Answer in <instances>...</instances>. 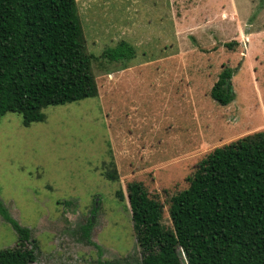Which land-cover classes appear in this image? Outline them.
<instances>
[{
    "label": "rangeland",
    "instance_id": "rangeland-1",
    "mask_svg": "<svg viewBox=\"0 0 264 264\" xmlns=\"http://www.w3.org/2000/svg\"><path fill=\"white\" fill-rule=\"evenodd\" d=\"M76 1L99 95L47 105L27 126L0 117V200L36 240L34 264L138 262L128 183L157 195L170 225L168 196L198 161L264 129V0ZM120 40L133 58L102 56ZM226 65L235 97L223 106L210 92ZM18 237L0 214V249Z\"/></svg>",
    "mask_w": 264,
    "mask_h": 264
},
{
    "label": "trees",
    "instance_id": "trees-1",
    "mask_svg": "<svg viewBox=\"0 0 264 264\" xmlns=\"http://www.w3.org/2000/svg\"><path fill=\"white\" fill-rule=\"evenodd\" d=\"M135 53L120 40L102 56L115 61ZM234 72L224 66L211 89L220 105L234 100ZM98 95L76 0H0V117L16 112L27 126L42 120L47 105ZM115 168L104 172L107 179L118 181ZM187 180L185 189L168 196L170 225L164 222L166 204L142 181L128 183L141 261L70 264H264V129L214 148ZM116 193L124 199L121 189ZM0 214L19 234L13 247L0 249V264H34L30 229L1 200Z\"/></svg>",
    "mask_w": 264,
    "mask_h": 264
}]
</instances>
